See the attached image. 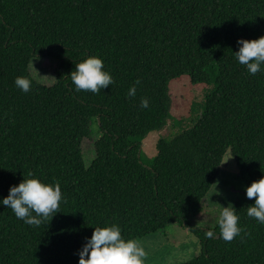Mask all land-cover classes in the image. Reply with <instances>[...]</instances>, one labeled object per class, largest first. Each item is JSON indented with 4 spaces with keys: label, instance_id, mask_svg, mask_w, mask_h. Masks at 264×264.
<instances>
[{
    "label": "trees",
    "instance_id": "16d2710c",
    "mask_svg": "<svg viewBox=\"0 0 264 264\" xmlns=\"http://www.w3.org/2000/svg\"><path fill=\"white\" fill-rule=\"evenodd\" d=\"M262 34L264 0H0V197L28 172L62 193L39 225L0 205V264H77L92 227L112 223L125 239L183 226L199 249L179 264H264V225L245 214L252 198L230 206L241 232L229 241L205 236L218 232L216 217L197 221L226 154L245 186L264 175V71L249 74L232 54L238 37ZM85 55L100 57L113 83L73 91L68 73ZM36 56L56 60L51 85L29 74ZM181 75L213 77L214 88L195 122L159 137L144 161L141 141L168 127V83Z\"/></svg>",
    "mask_w": 264,
    "mask_h": 264
},
{
    "label": "clouds",
    "instance_id": "9594fccd",
    "mask_svg": "<svg viewBox=\"0 0 264 264\" xmlns=\"http://www.w3.org/2000/svg\"><path fill=\"white\" fill-rule=\"evenodd\" d=\"M236 44L237 49L232 54L238 64H242L249 74L264 71V34L254 39L238 37ZM68 75L73 91L96 93L113 83L112 76L103 68L102 59L96 55H85L74 64ZM136 83L138 81L128 87L127 96H135ZM13 84L21 92H28L32 87L31 80L24 75L15 76ZM148 104L147 98H140V108H147ZM244 195L252 198V203L246 206L245 214L254 218L256 223L264 225V175L247 184ZM61 200L62 193L57 182L45 183L28 172L18 183L8 187L7 194L0 197V205L10 208L23 223L39 225L50 220L57 212ZM237 221L238 216L233 207H220L215 222L218 232L208 230L205 236L229 241L241 232ZM145 256L146 252L139 241L123 238L120 227L112 223L92 227L90 236L84 238L77 251V264H143Z\"/></svg>",
    "mask_w": 264,
    "mask_h": 264
},
{
    "label": "rangeland",
    "instance_id": "374dc122",
    "mask_svg": "<svg viewBox=\"0 0 264 264\" xmlns=\"http://www.w3.org/2000/svg\"><path fill=\"white\" fill-rule=\"evenodd\" d=\"M55 67L56 60L53 58L36 56L30 59L28 71L39 83L51 85L55 81ZM214 85L213 77L207 83H192L188 75H181L168 83L170 96L168 127L161 131L150 132L142 139L141 151L144 161L155 156V144L159 137L170 139L195 122L205 106V97L213 90ZM94 131L92 129L90 137L82 140L81 148L85 165H88L94 157L93 141L99 137ZM225 158L227 161L225 160L220 166L218 176L202 203L204 208L202 217L200 216L197 221L200 218L202 221L209 219L204 222L208 223L214 217L217 218L220 207H230L237 198L245 196V184L237 175L234 159L229 154H226ZM136 240L146 252L143 264H179L191 259L199 249L195 235L183 226H167Z\"/></svg>",
    "mask_w": 264,
    "mask_h": 264
},
{
    "label": "crops",
    "instance_id": "0c3cea01",
    "mask_svg": "<svg viewBox=\"0 0 264 264\" xmlns=\"http://www.w3.org/2000/svg\"><path fill=\"white\" fill-rule=\"evenodd\" d=\"M200 216L202 217V215H199L198 217H200Z\"/></svg>",
    "mask_w": 264,
    "mask_h": 264
}]
</instances>
